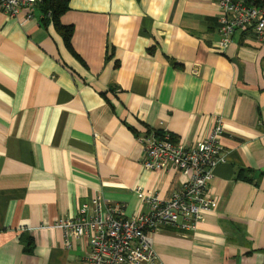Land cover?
Returning a JSON list of instances; mask_svg holds the SVG:
<instances>
[{
	"label": "crops",
	"instance_id": "crops-1",
	"mask_svg": "<svg viewBox=\"0 0 264 264\" xmlns=\"http://www.w3.org/2000/svg\"><path fill=\"white\" fill-rule=\"evenodd\" d=\"M264 1V0H261ZM217 0H69L58 24L0 10V264H85L58 221L96 195L125 216L137 188L169 199L186 176L143 168L139 137L184 145L224 126L216 203L193 230L152 235L159 264H264V43L219 46ZM182 220L179 219L180 223Z\"/></svg>",
	"mask_w": 264,
	"mask_h": 264
},
{
	"label": "built area",
	"instance_id": "built-area-1",
	"mask_svg": "<svg viewBox=\"0 0 264 264\" xmlns=\"http://www.w3.org/2000/svg\"><path fill=\"white\" fill-rule=\"evenodd\" d=\"M42 0H0V10L21 25L34 16ZM219 46L226 49L236 32L251 33L264 43V2L217 0ZM224 126L216 118L204 140L190 145L175 142L167 132L149 131L138 139L143 146L141 165L151 171L173 168L186 180L169 199L158 192L137 188L146 212L125 216L120 206L106 205L101 195L82 204L77 215L58 221L64 245L85 238L89 252L85 264H159L153 249L152 235L161 226L170 225L193 230L204 212L215 207L207 188L214 167L225 160L221 148ZM182 221L179 223L178 220Z\"/></svg>",
	"mask_w": 264,
	"mask_h": 264
},
{
	"label": "trees",
	"instance_id": "trees-1",
	"mask_svg": "<svg viewBox=\"0 0 264 264\" xmlns=\"http://www.w3.org/2000/svg\"><path fill=\"white\" fill-rule=\"evenodd\" d=\"M253 4H262L264 1L261 0H247ZM69 0H42L39 5V9L41 10L42 14L44 15V20L51 19L52 21L57 23V26L62 33L63 37L68 40L71 35V26H62L58 24L59 16L66 11L68 8ZM161 133V132H160ZM173 140V138L170 136Z\"/></svg>",
	"mask_w": 264,
	"mask_h": 264
}]
</instances>
